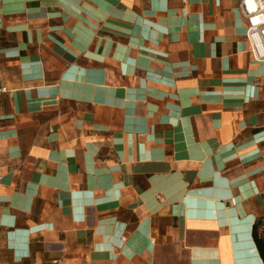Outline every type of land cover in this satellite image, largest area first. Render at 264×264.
Returning <instances> with one entry per match:
<instances>
[{"label":"crops","instance_id":"obj_1","mask_svg":"<svg viewBox=\"0 0 264 264\" xmlns=\"http://www.w3.org/2000/svg\"><path fill=\"white\" fill-rule=\"evenodd\" d=\"M240 2L0 0V264H264Z\"/></svg>","mask_w":264,"mask_h":264},{"label":"built area","instance_id":"obj_2","mask_svg":"<svg viewBox=\"0 0 264 264\" xmlns=\"http://www.w3.org/2000/svg\"><path fill=\"white\" fill-rule=\"evenodd\" d=\"M240 11L247 22L246 37L256 61H264V0H241ZM235 199L231 200V204Z\"/></svg>","mask_w":264,"mask_h":264},{"label":"trees","instance_id":"obj_3","mask_svg":"<svg viewBox=\"0 0 264 264\" xmlns=\"http://www.w3.org/2000/svg\"><path fill=\"white\" fill-rule=\"evenodd\" d=\"M255 236H256V238L258 237V236H257V232H255ZM263 258H264V253H263Z\"/></svg>","mask_w":264,"mask_h":264}]
</instances>
